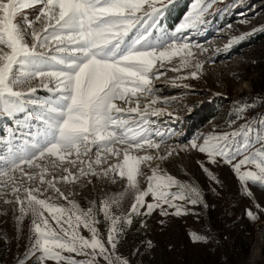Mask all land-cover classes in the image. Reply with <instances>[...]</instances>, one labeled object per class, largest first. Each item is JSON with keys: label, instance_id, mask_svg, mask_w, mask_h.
Wrapping results in <instances>:
<instances>
[{"label": "snow or ice", "instance_id": "obj_1", "mask_svg": "<svg viewBox=\"0 0 264 264\" xmlns=\"http://www.w3.org/2000/svg\"><path fill=\"white\" fill-rule=\"evenodd\" d=\"M214 3L193 0L179 24L165 28L174 0H0V117L12 121L7 135L0 136V200L15 205L17 232L26 217L31 219L29 242L17 264H131L118 244L133 216H150L157 209L161 216H180L185 211L178 201L203 203L195 183L151 167L153 160L178 152L148 154L159 152L170 135L151 128L148 117L164 114L151 97L156 94L152 81L163 74L165 62L178 58L172 71L195 69L177 79L198 77L203 63L194 61V49L200 55L207 49L189 33L207 23ZM259 31L264 28L232 38L225 48ZM40 91L48 95H37ZM248 110L238 107L229 122L231 127L243 120L239 127L195 136L179 151L204 154L206 162L197 163L213 181L217 178L206 164L229 166L241 193L251 198L250 184L264 189V114L249 119ZM109 156L117 162L97 171ZM65 163L83 167L74 173L61 168ZM57 169L67 174L58 176ZM89 175L112 183L119 177L123 191L82 207L58 187ZM128 194L130 208L118 215L115 209ZM256 208L264 211L259 204ZM100 215L106 233L98 227ZM247 215L256 219L251 210ZM190 235L194 242L206 240Z\"/></svg>", "mask_w": 264, "mask_h": 264}, {"label": "rangeland", "instance_id": "obj_2", "mask_svg": "<svg viewBox=\"0 0 264 264\" xmlns=\"http://www.w3.org/2000/svg\"><path fill=\"white\" fill-rule=\"evenodd\" d=\"M192 3L193 0H174L165 14L164 27L174 28L179 24ZM30 14L34 15V12L30 10ZM206 20L198 32L189 33L194 43L207 49L203 55L199 54V49H194V61L198 59L203 63L198 77L177 79L188 76L195 69L172 71L178 65V58L165 62L160 69L163 74L152 81L156 94L151 97L159 100L153 107L163 109L164 114L148 117L153 122L151 128L170 133L165 135L159 152L152 150L148 154L162 155L170 149L178 152L165 161L153 160L151 167L158 165L180 181L195 183L201 191L203 203L191 205L178 201L185 211L180 216H161L159 209L150 216H133L132 224L124 227L118 244L119 254L128 258L131 264H264V211L256 208L259 204L260 209H264V189L250 184L253 197L245 196L229 166L206 164L217 178L213 181L197 163L206 162L204 154L191 149L179 151L195 136L239 127L243 120L231 127L229 124L235 119L238 107L249 106L245 113L249 119L264 114V31L245 36L231 48H225L232 38L250 33L254 28H264V0H215L212 14ZM37 95L44 97L48 93L40 91ZM144 103L147 100L142 99L141 104ZM169 112L173 115L169 116ZM206 117L212 119L193 134L192 129ZM9 126H12V121L0 117V136L7 135L5 129ZM116 162L115 157L109 156L106 163L97 166V171ZM63 167H69L75 173L83 166L77 164L72 168L65 163ZM141 167L150 174L147 165ZM55 174L63 176L67 173L57 169ZM140 181L142 187L146 186L145 177ZM58 187L72 193L70 198L82 207H88L90 201L98 202L106 195L123 191L124 182L119 177L112 183L107 178L89 175ZM44 195L55 193L46 192ZM146 199L151 200L150 197ZM131 202L132 196L126 195L119 208L115 209L116 213L128 212ZM14 207L0 200V264H17L29 242L31 219L26 217L22 231L17 232ZM248 210L255 214V220L249 218ZM168 211L171 213L174 209ZM99 219L98 227L106 233L107 224L103 216L100 215ZM142 222L144 227H141ZM193 232L206 240L194 242L190 235ZM83 234L89 235L87 231ZM149 241L150 248L147 247Z\"/></svg>", "mask_w": 264, "mask_h": 264}, {"label": "trees", "instance_id": "obj_3", "mask_svg": "<svg viewBox=\"0 0 264 264\" xmlns=\"http://www.w3.org/2000/svg\"><path fill=\"white\" fill-rule=\"evenodd\" d=\"M212 118L211 117H206V119L204 120L203 118L200 120V123L198 125L195 126L194 129H192V133L195 134L196 130L201 129V127H205L207 123L210 122Z\"/></svg>", "mask_w": 264, "mask_h": 264}]
</instances>
